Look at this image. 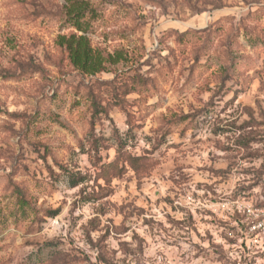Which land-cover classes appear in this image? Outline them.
<instances>
[{
    "label": "rangeland",
    "instance_id": "obj_1",
    "mask_svg": "<svg viewBox=\"0 0 264 264\" xmlns=\"http://www.w3.org/2000/svg\"><path fill=\"white\" fill-rule=\"evenodd\" d=\"M75 8L95 75L58 44ZM246 205L264 0H0V264H264L237 245Z\"/></svg>",
    "mask_w": 264,
    "mask_h": 264
},
{
    "label": "trees",
    "instance_id": "obj_2",
    "mask_svg": "<svg viewBox=\"0 0 264 264\" xmlns=\"http://www.w3.org/2000/svg\"><path fill=\"white\" fill-rule=\"evenodd\" d=\"M72 10L67 15V21L73 25L76 34H72L69 37L63 36L59 38L58 44L64 48L68 54L70 63L80 71L95 75L97 73L103 72L106 69V64L110 61V57H105L102 53L95 51L91 46L90 40L87 38L86 33L88 32L89 26L88 22L84 21L85 13L84 8ZM92 106L94 108V116L98 117L104 112L103 107L94 97L92 99ZM96 150H98V143H94ZM120 152V151H119ZM83 180V175L81 173L72 174V185L78 186ZM19 193V201L22 207L28 205L25 197ZM49 215H53L50 213Z\"/></svg>",
    "mask_w": 264,
    "mask_h": 264
},
{
    "label": "built area",
    "instance_id": "obj_3",
    "mask_svg": "<svg viewBox=\"0 0 264 264\" xmlns=\"http://www.w3.org/2000/svg\"><path fill=\"white\" fill-rule=\"evenodd\" d=\"M237 209L241 215L235 222L241 233L237 239L238 247L255 255H264V206L246 205Z\"/></svg>",
    "mask_w": 264,
    "mask_h": 264
}]
</instances>
